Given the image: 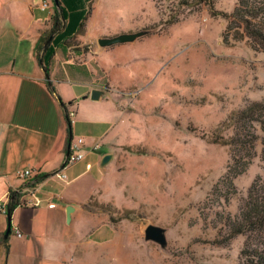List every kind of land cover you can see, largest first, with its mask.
Listing matches in <instances>:
<instances>
[{"label": "rangeland", "instance_id": "rangeland-1", "mask_svg": "<svg viewBox=\"0 0 264 264\" xmlns=\"http://www.w3.org/2000/svg\"><path fill=\"white\" fill-rule=\"evenodd\" d=\"M212 1L194 10L178 0H64L68 17L51 47L52 75L65 80L60 87L73 97L99 86L117 99L120 113L102 148L94 149L106 202L89 204L109 214L105 240L94 231L79 238L74 255L60 264H238L246 235L249 244L264 247V237L255 234L228 239L225 225L239 214L255 178H264L262 144L256 142V156L225 200L219 179L231 147L215 141L232 135V128H219L229 113L264 99V52L245 40L224 44L226 22L213 11L230 12L236 0ZM41 5L47 35L53 0ZM89 5L85 29L75 32ZM175 15L178 21L167 27ZM141 28L155 30L130 43H96ZM256 133L263 136L258 126ZM148 224L166 228V248L144 239ZM13 255L10 264H25ZM5 260L0 253V264Z\"/></svg>", "mask_w": 264, "mask_h": 264}, {"label": "crops", "instance_id": "crops-1", "mask_svg": "<svg viewBox=\"0 0 264 264\" xmlns=\"http://www.w3.org/2000/svg\"><path fill=\"white\" fill-rule=\"evenodd\" d=\"M42 1L0 0V200L26 185L27 180L16 177L18 169L47 175L35 186L41 204L18 205L12 211L8 250L0 242L3 264H10L13 254L25 264H60L74 255L79 238L94 231L95 239L103 242V232L109 229L108 212L89 204L92 198L106 202L94 145L102 148L120 108L116 98L93 83L81 97L69 96L60 87L65 80L54 78L51 65L46 77L36 50L45 31L46 20L39 16ZM92 89L101 90L99 99L90 98ZM64 106L75 108L70 126ZM70 134L83 138L85 155L64 167ZM59 170L65 180L54 176ZM7 225V215H0V239Z\"/></svg>", "mask_w": 264, "mask_h": 264}, {"label": "trees", "instance_id": "trees-1", "mask_svg": "<svg viewBox=\"0 0 264 264\" xmlns=\"http://www.w3.org/2000/svg\"><path fill=\"white\" fill-rule=\"evenodd\" d=\"M63 2L64 0H58L60 8L57 9L53 0L52 25L47 35H44V31L37 40V59L38 63L43 67L46 77L49 76V62L51 55L53 56V51H51L52 44L58 36L65 32L66 18L68 16ZM178 2L179 5L191 6V9L194 10L200 8L201 5H213L212 0H178ZM91 6L89 5L85 14H81L75 32L85 29L87 20L92 13ZM213 12L220 15L226 22L221 35L224 44H232L231 39L234 40L233 42L245 40L252 50L264 52V0H236L230 12L217 10ZM178 17L179 15H175L167 19L165 25L168 27L173 22L178 21ZM167 27H164V29ZM70 37L72 36H66L65 40ZM64 113L70 126L71 123L66 115L65 106ZM257 126L263 133L261 138L256 133ZM219 128L221 130L233 129V133L229 137L215 136L216 142H221L231 147V159L227 164L225 173L219 179V185L225 188L226 193L223 196L227 200L230 194L235 193L234 179L248 169L252 159L256 156L255 144L258 140L262 144L261 153L264 156V99L248 101L242 108L232 111L220 123ZM46 176L34 177L26 184L35 187L36 183ZM17 194L18 191L10 192L8 195V218L11 217L13 209L19 205ZM110 219L113 220L112 215H110ZM228 219L225 223L228 229V239L239 234H255L259 238L264 237V178H255L247 190L239 214ZM10 232H8V235ZM7 239L8 236L1 238L0 242L8 250ZM262 246V243L258 246L249 244V239L246 235L238 264H264V247Z\"/></svg>", "mask_w": 264, "mask_h": 264}, {"label": "built area", "instance_id": "built-area-1", "mask_svg": "<svg viewBox=\"0 0 264 264\" xmlns=\"http://www.w3.org/2000/svg\"><path fill=\"white\" fill-rule=\"evenodd\" d=\"M44 7L46 6V3L43 4ZM43 9V7H41ZM70 107L66 110V115L70 120V123L73 122V119L75 117V108ZM84 140L82 137H72L71 141L68 144V154L65 160L64 167L70 164H73L77 161H80L84 158ZM99 144H95L94 148H98ZM16 177L27 180V182L34 177H38V173L34 171L33 169H18L15 173ZM54 176L61 180H65L66 176L62 173V170H59L54 173ZM18 201L19 205H25V206H39L41 204L40 197L36 196L35 194V187H32L28 184L23 186L18 190ZM8 212V200H0V215H7ZM16 234L20 236V232L16 231Z\"/></svg>", "mask_w": 264, "mask_h": 264}, {"label": "water", "instance_id": "water-1", "mask_svg": "<svg viewBox=\"0 0 264 264\" xmlns=\"http://www.w3.org/2000/svg\"><path fill=\"white\" fill-rule=\"evenodd\" d=\"M54 3L56 4L57 9L60 8L58 4V0H54ZM155 28H141L135 31H120L117 34L114 35H107V36H100L96 39V43L101 48L111 47L117 44H123V43H130L136 41L139 37H142L144 35H147L151 32H153ZM101 90L99 89H92L90 92V98L93 100H97L100 98ZM72 136L70 134L69 142L71 141ZM110 158V155H106L105 158L102 159V163L106 162ZM10 218H8V225L6 227L4 237L8 236V232L10 231ZM144 239L146 241H153L160 245L161 248L167 247V237H166V228L154 225V224H148L144 228Z\"/></svg>", "mask_w": 264, "mask_h": 264}]
</instances>
